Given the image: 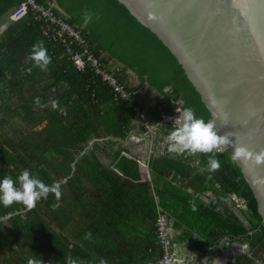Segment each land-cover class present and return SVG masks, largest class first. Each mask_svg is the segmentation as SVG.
Instances as JSON below:
<instances>
[{"label": "trees", "instance_id": "trees-1", "mask_svg": "<svg viewBox=\"0 0 264 264\" xmlns=\"http://www.w3.org/2000/svg\"><path fill=\"white\" fill-rule=\"evenodd\" d=\"M55 1L67 20L87 33L95 54L100 57L104 51L108 52L133 69L142 81L171 99L173 105H178V100L183 98L186 101L183 108L191 107L197 116L209 120L207 105L176 55L125 3L120 0ZM89 11L94 15L84 23V13ZM28 27L36 29L31 45L26 41L25 46L21 35L8 52L0 51V177L8 175L15 179L27 168L46 185H58L61 195L57 198L50 191L30 209L17 202L7 207L0 205V216L15 213L8 221L18 222L28 237H85L89 232L91 237H132L138 226L141 230L149 226L153 234L154 212L149 211V215L146 209L137 211L133 206L134 202L143 200L142 191L149 189L150 183L121 175L117 171L120 167L104 165L94 150L86 149L93 137H101L102 127L105 135L117 132L108 128L117 122L111 116L106 118L109 110L106 104L113 97L110 86L89 69L78 70L60 43L52 46L45 38L39 21L31 17ZM37 35L39 40L48 41L43 39V46L51 57L43 70L30 56L32 46L39 41ZM167 87L171 88L167 90ZM120 101L133 110L126 101ZM99 147L96 143L95 148ZM203 154L205 158L210 155ZM228 154V151L217 152L222 161ZM176 164L172 168L178 171L191 169L190 163ZM216 170L224 190L231 189V184L222 179L219 168ZM237 172L241 173L239 167ZM243 182L242 194L257 211L252 191L247 181ZM162 206L166 210L165 203ZM205 210L218 226L216 237L231 236L229 246L234 241L248 243L253 249L264 246V230L252 237L236 214H229L230 221H227L216 209V202ZM255 215L261 219L258 212ZM57 218L68 234L55 233ZM150 249L160 255L155 242ZM109 253L110 262L122 261V253L114 255L111 250Z\"/></svg>", "mask_w": 264, "mask_h": 264}, {"label": "crops", "instance_id": "crops-1", "mask_svg": "<svg viewBox=\"0 0 264 264\" xmlns=\"http://www.w3.org/2000/svg\"><path fill=\"white\" fill-rule=\"evenodd\" d=\"M52 1L66 17L56 1ZM19 3L20 0H0V51L8 52L14 40L21 35L25 46L26 41L31 45L35 35L36 29L28 27L30 15L12 16ZM37 39H40L38 35ZM43 39L39 41L44 45ZM49 42L51 45L56 43ZM104 52L100 57L109 67L114 68L121 63ZM125 77L132 83H148L142 81L133 69L125 73ZM149 92L159 93L151 85ZM108 101L106 118L111 116L112 121L117 122L108 128L117 132L105 135L102 127L101 137H93L86 149L94 150L104 165L120 167L117 171L121 175L150 183V188L142 191L143 200L134 202L133 206L137 211L146 209L149 215V211H153L156 219L160 214L166 217L173 242L174 264H264V246L253 249L248 243L239 241L229 246V237H216L218 226L211 216H207L205 209L220 201L221 196L213 189L220 178L216 172L208 171L205 155H188L179 145L172 150L164 137L174 127L154 124L157 116L151 114L153 126L148 129L134 109L116 99L114 94ZM183 102L186 101L180 98L177 103L184 106ZM142 109H147L145 103H142ZM96 143L100 146L98 149L95 148ZM176 162L190 163L191 169L178 171L172 168L177 166ZM224 200L227 201L228 197L225 196ZM162 203H165L166 210ZM61 225L57 218L54 231L58 236L62 232L68 234ZM154 236L156 233L153 231L151 234L149 226L144 230L138 226L132 237H28L18 222L8 221L0 225V264H29V261L32 264H37V261L39 264H67L69 257L77 264H115L108 258L110 250L114 255L122 253V261L118 264H156L159 256L150 249V245L156 243ZM96 257L100 258L94 260Z\"/></svg>", "mask_w": 264, "mask_h": 264}, {"label": "water", "instance_id": "water-1", "mask_svg": "<svg viewBox=\"0 0 264 264\" xmlns=\"http://www.w3.org/2000/svg\"><path fill=\"white\" fill-rule=\"evenodd\" d=\"M120 1L183 65L209 120L229 137L221 150L233 156L245 146L253 153L235 160L264 216V159L255 160L264 152V0Z\"/></svg>", "mask_w": 264, "mask_h": 264}, {"label": "built area", "instance_id": "built-area-1", "mask_svg": "<svg viewBox=\"0 0 264 264\" xmlns=\"http://www.w3.org/2000/svg\"><path fill=\"white\" fill-rule=\"evenodd\" d=\"M25 14L42 24L43 34L49 41L58 42L63 46L68 58L78 70L89 69L94 72L110 86L116 99H122L132 106L148 129L153 126L151 114L157 116L154 123L157 125L167 124L176 128L183 124L182 106L173 105L171 99L163 93L150 94L148 83H132L125 77V73L131 69L122 63L116 64L114 68L109 67L105 60L95 54L94 45L87 33L71 24L67 17L57 10L52 0H20L13 9L12 16L19 18ZM142 103L146 104V110L142 109ZM14 214L0 216V223L8 221ZM155 226L156 244L160 248L156 264H174L173 242L166 217L158 215Z\"/></svg>", "mask_w": 264, "mask_h": 264}, {"label": "clouds", "instance_id": "clouds-1", "mask_svg": "<svg viewBox=\"0 0 264 264\" xmlns=\"http://www.w3.org/2000/svg\"><path fill=\"white\" fill-rule=\"evenodd\" d=\"M94 13H84V23H87ZM30 56L36 66L41 70L45 69L51 61V57L47 54V49L43 46V42L39 41L32 46ZM183 124L171 130L164 139L169 142L172 150L176 146H181L188 155L197 153L210 154L207 156V168L209 172L221 167L217 152L221 150V146L230 143L229 137L220 134L219 129L213 121L205 120L197 116L191 107H185L182 113ZM253 153L245 146H238L234 149L232 159L247 158ZM264 159V152L255 155L257 163ZM53 192L57 198L61 195L59 186L46 185L36 174L30 172L29 169H23L13 179L11 176L5 175L0 177V205L5 207L12 205L14 202L21 203L27 208L35 206L36 202L42 198H46L49 192ZM91 233H86L85 238H90ZM29 264H32L29 261ZM39 264V261H37ZM67 264H77V261L68 258Z\"/></svg>", "mask_w": 264, "mask_h": 264}, {"label": "flooded vegetation", "instance_id": "flooded-vegetation-1", "mask_svg": "<svg viewBox=\"0 0 264 264\" xmlns=\"http://www.w3.org/2000/svg\"><path fill=\"white\" fill-rule=\"evenodd\" d=\"M228 155L229 156H226V159H224L223 161L217 156L218 161L221 165L218 171L221 172V177L223 180H225L224 182L231 184V189L224 190L223 184L221 182H217L215 184L213 189L216 193H219V195L221 196L220 201L216 203V206L218 210L225 215L227 221H230V219L227 217L229 214L231 213L236 214L239 217V219L242 220L249 228V234H251L252 237H254V234L256 232L264 230V223H263L264 216L261 212L258 198L255 194V191L250 181L247 178H245L241 167L239 166L236 160L232 159V155L230 154V152ZM223 166H225L226 169H224ZM237 167L240 168L241 173L237 172ZM227 171L229 172V174H226ZM214 172H216L217 174V170H214ZM214 172L212 174H214ZM230 176H232L233 179H231ZM243 180L247 181L248 186L252 191V195L257 202V211H255L254 208L250 205L251 200L248 199L246 196H243L242 194V189L244 185ZM225 196L228 197L227 201L224 200ZM256 212H258L261 219H258L256 217L255 215ZM223 237H231V236L226 234Z\"/></svg>", "mask_w": 264, "mask_h": 264}]
</instances>
